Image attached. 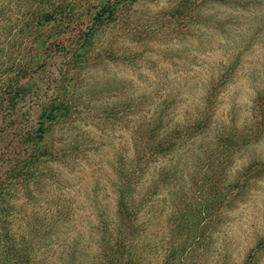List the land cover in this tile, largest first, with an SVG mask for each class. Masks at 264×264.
Listing matches in <instances>:
<instances>
[{"label": "rangeland", "instance_id": "1", "mask_svg": "<svg viewBox=\"0 0 264 264\" xmlns=\"http://www.w3.org/2000/svg\"><path fill=\"white\" fill-rule=\"evenodd\" d=\"M87 1L79 0L76 9L85 11ZM228 1L207 4L203 15L209 20L177 35L170 11L179 0H140L129 31L120 22L99 36L96 53L106 55L113 46L117 59H90L75 67L70 55H29L26 48L34 38L15 37L13 26H0V264H66L73 241L90 239L95 180L99 176V187L108 188L111 165L128 138L124 126L136 120L117 113L116 106L135 100L137 111L146 114L174 101L168 120L182 124L201 106L208 80L235 60L238 68L220 97L215 124L222 129L249 123L255 96L264 90V0ZM147 33L152 38L141 40ZM65 92L73 114L40 137L42 111ZM166 96L170 100L164 102ZM183 158L174 160L183 163ZM259 160H264V137L235 156L229 180ZM249 180L250 192L224 211L209 253L197 257L198 264H243L264 236V179ZM182 188L190 189V182L175 193ZM154 211L161 222L150 229L156 243L165 238L167 214ZM262 252L256 264H264Z\"/></svg>", "mask_w": 264, "mask_h": 264}, {"label": "trees", "instance_id": "2", "mask_svg": "<svg viewBox=\"0 0 264 264\" xmlns=\"http://www.w3.org/2000/svg\"><path fill=\"white\" fill-rule=\"evenodd\" d=\"M78 1L0 0V26H13L15 37H33L26 48L29 55H48L47 59L70 55L74 67L90 59L96 62L103 57L117 59L113 46L106 55L96 53L99 36L120 22L129 31V19L136 13L134 6L140 0H98L97 5L88 0V7L82 12L76 9ZM228 3V0H179L170 11L175 18L174 32L192 33V25L209 20L203 15L207 4ZM88 19L90 23L85 24ZM55 28L58 32L52 34ZM148 37L152 38V34L141 35L140 39ZM228 64L208 80L201 106L182 124L173 126L168 120L171 117L168 109L174 102L169 101V96L163 100L169 102L153 113H139L135 100L116 106L117 113L136 120L124 126L128 138L111 165L113 176L109 174L111 179L106 178L110 181L108 188L99 187V176L95 180L94 198L89 206L95 211L92 235L89 240L79 237L73 241L70 253L66 254L71 261L66 264H157L158 258L162 264H191L209 253L208 245L224 211L236 206L250 192L249 179L253 182L264 179V160H259L245 167L241 177L229 180L228 169L235 156L264 137V90L255 96L248 124L242 128H216L220 97L238 68L235 60ZM42 65L46 64L39 66ZM21 92V88L17 89L14 103ZM72 114L65 92L42 111L40 137L51 124L65 122ZM214 127L215 134H211ZM207 137H212L209 142ZM176 156H184L183 163L176 162ZM188 182L190 189L182 188L180 194L175 193L176 188ZM99 196L106 203L102 204L104 200ZM111 203L114 211L110 209ZM161 203L164 208L159 210ZM168 206L171 208L167 212ZM154 209L167 214L165 238L162 233L163 240L156 243L150 229L161 222L154 217ZM62 218L70 222L66 216ZM52 225V229L56 227L55 223ZM262 251L264 236L243 264H256ZM193 264H198V260Z\"/></svg>", "mask_w": 264, "mask_h": 264}]
</instances>
